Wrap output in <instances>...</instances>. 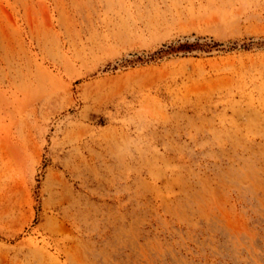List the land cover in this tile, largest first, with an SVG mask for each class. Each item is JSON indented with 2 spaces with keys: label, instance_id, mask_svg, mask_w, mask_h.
I'll return each instance as SVG.
<instances>
[{
  "label": "rangeland",
  "instance_id": "374dc122",
  "mask_svg": "<svg viewBox=\"0 0 264 264\" xmlns=\"http://www.w3.org/2000/svg\"><path fill=\"white\" fill-rule=\"evenodd\" d=\"M0 264H264V0H0Z\"/></svg>",
  "mask_w": 264,
  "mask_h": 264
},
{
  "label": "bare ground",
  "instance_id": "6f19581e",
  "mask_svg": "<svg viewBox=\"0 0 264 264\" xmlns=\"http://www.w3.org/2000/svg\"><path fill=\"white\" fill-rule=\"evenodd\" d=\"M170 54V53H169Z\"/></svg>",
  "mask_w": 264,
  "mask_h": 264
}]
</instances>
